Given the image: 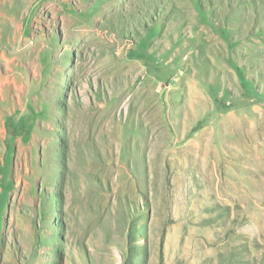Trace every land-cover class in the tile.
Instances as JSON below:
<instances>
[{
	"label": "rangeland",
	"instance_id": "rangeland-1",
	"mask_svg": "<svg viewBox=\"0 0 264 264\" xmlns=\"http://www.w3.org/2000/svg\"><path fill=\"white\" fill-rule=\"evenodd\" d=\"M263 170L264 0H0V264H264Z\"/></svg>",
	"mask_w": 264,
	"mask_h": 264
},
{
	"label": "bare ground",
	"instance_id": "bare-ground-1",
	"mask_svg": "<svg viewBox=\"0 0 264 264\" xmlns=\"http://www.w3.org/2000/svg\"><path fill=\"white\" fill-rule=\"evenodd\" d=\"M248 155H249L250 157H252V156H253V154H251V153L249 154V152H248ZM248 159H250V158H248ZM263 171H264V170H263ZM261 177H262V176H261Z\"/></svg>",
	"mask_w": 264,
	"mask_h": 264
}]
</instances>
